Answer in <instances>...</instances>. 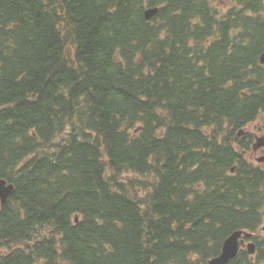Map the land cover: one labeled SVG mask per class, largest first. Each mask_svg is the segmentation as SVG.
I'll return each mask as SVG.
<instances>
[{
	"label": "trees",
	"instance_id": "obj_1",
	"mask_svg": "<svg viewBox=\"0 0 264 264\" xmlns=\"http://www.w3.org/2000/svg\"><path fill=\"white\" fill-rule=\"evenodd\" d=\"M263 53L264 0H0V264H193L257 232L234 142Z\"/></svg>",
	"mask_w": 264,
	"mask_h": 264
},
{
	"label": "water",
	"instance_id": "obj_2",
	"mask_svg": "<svg viewBox=\"0 0 264 264\" xmlns=\"http://www.w3.org/2000/svg\"><path fill=\"white\" fill-rule=\"evenodd\" d=\"M157 14V9H151L146 11L145 16L147 20H151ZM261 64L264 65V54L261 56ZM14 192V185L8 184L5 180L0 181V199L1 203L5 204L7 202L8 197ZM242 235V233H236L227 241V246L223 248L224 253L223 256L226 260L234 258L237 250V242L238 238ZM224 259V260H225ZM212 264H217L212 261ZM223 264V262L221 263Z\"/></svg>",
	"mask_w": 264,
	"mask_h": 264
},
{
	"label": "bare ground",
	"instance_id": "obj_3",
	"mask_svg": "<svg viewBox=\"0 0 264 264\" xmlns=\"http://www.w3.org/2000/svg\"><path fill=\"white\" fill-rule=\"evenodd\" d=\"M236 233H237V232H234V233L231 235V237L234 236ZM218 257H220V255H219Z\"/></svg>",
	"mask_w": 264,
	"mask_h": 264
},
{
	"label": "flooded vegetation",
	"instance_id": "obj_4",
	"mask_svg": "<svg viewBox=\"0 0 264 264\" xmlns=\"http://www.w3.org/2000/svg\"><path fill=\"white\" fill-rule=\"evenodd\" d=\"M262 130H263V128H262Z\"/></svg>",
	"mask_w": 264,
	"mask_h": 264
}]
</instances>
